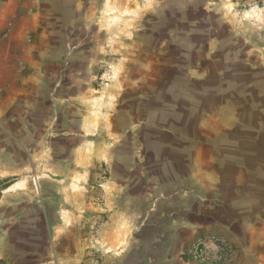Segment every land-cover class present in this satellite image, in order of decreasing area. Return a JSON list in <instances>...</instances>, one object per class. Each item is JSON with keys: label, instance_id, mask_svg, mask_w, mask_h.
I'll return each mask as SVG.
<instances>
[{"label": "rangeland", "instance_id": "rangeland-1", "mask_svg": "<svg viewBox=\"0 0 264 264\" xmlns=\"http://www.w3.org/2000/svg\"><path fill=\"white\" fill-rule=\"evenodd\" d=\"M33 1L0 75V264H148L122 223L178 170L263 178L264 0Z\"/></svg>", "mask_w": 264, "mask_h": 264}, {"label": "crops", "instance_id": "crops-1", "mask_svg": "<svg viewBox=\"0 0 264 264\" xmlns=\"http://www.w3.org/2000/svg\"><path fill=\"white\" fill-rule=\"evenodd\" d=\"M26 1L0 0L2 76L7 74L1 72L7 68L6 54L17 52L12 58L19 61L20 52L26 50V32L36 26L35 3L31 0L29 5ZM190 168L189 189L185 187L187 179L182 180V171L178 170L180 186L164 197L163 210L150 213L146 222L122 223L123 233L132 230L134 239L137 227L149 231L156 253L148 264H192L186 256L189 244L211 236L234 243L232 264H264V174L260 180H253L224 175L222 165L196 164Z\"/></svg>", "mask_w": 264, "mask_h": 264}, {"label": "built area", "instance_id": "built-area-1", "mask_svg": "<svg viewBox=\"0 0 264 264\" xmlns=\"http://www.w3.org/2000/svg\"><path fill=\"white\" fill-rule=\"evenodd\" d=\"M235 254L234 243L220 236L199 238L186 251L192 264H232Z\"/></svg>", "mask_w": 264, "mask_h": 264}, {"label": "bare ground", "instance_id": "bare-ground-1", "mask_svg": "<svg viewBox=\"0 0 264 264\" xmlns=\"http://www.w3.org/2000/svg\"><path fill=\"white\" fill-rule=\"evenodd\" d=\"M126 6H128V5H126V3H124V2H121V4L119 5V8L121 7V8H125ZM129 8V7H128Z\"/></svg>", "mask_w": 264, "mask_h": 264}]
</instances>
